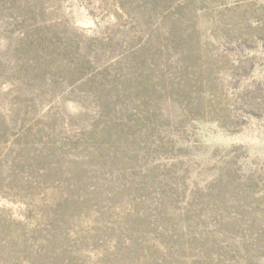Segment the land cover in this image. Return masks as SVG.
<instances>
[{
	"label": "rangeland",
	"instance_id": "obj_1",
	"mask_svg": "<svg viewBox=\"0 0 264 264\" xmlns=\"http://www.w3.org/2000/svg\"><path fill=\"white\" fill-rule=\"evenodd\" d=\"M0 264H264V0H0Z\"/></svg>",
	"mask_w": 264,
	"mask_h": 264
}]
</instances>
